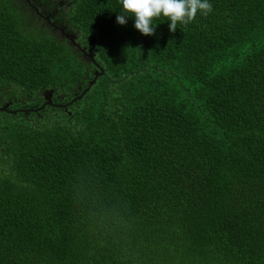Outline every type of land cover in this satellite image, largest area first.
<instances>
[{"label": "trees", "instance_id": "trees-1", "mask_svg": "<svg viewBox=\"0 0 264 264\" xmlns=\"http://www.w3.org/2000/svg\"><path fill=\"white\" fill-rule=\"evenodd\" d=\"M19 1L43 29L0 0V91L104 73L0 111V264H264V0L147 36L119 0Z\"/></svg>", "mask_w": 264, "mask_h": 264}, {"label": "clouds", "instance_id": "clouds-1", "mask_svg": "<svg viewBox=\"0 0 264 264\" xmlns=\"http://www.w3.org/2000/svg\"><path fill=\"white\" fill-rule=\"evenodd\" d=\"M124 14H118L117 23H127L126 17H134V27L143 35H154V20L164 17L170 21L169 30L175 32L177 25L187 26L197 14L207 16L212 11L209 0H119Z\"/></svg>", "mask_w": 264, "mask_h": 264}, {"label": "rangeland", "instance_id": "rangeland-1", "mask_svg": "<svg viewBox=\"0 0 264 264\" xmlns=\"http://www.w3.org/2000/svg\"><path fill=\"white\" fill-rule=\"evenodd\" d=\"M13 3L15 4L16 13L20 15V22L27 32L39 31L40 29H43L41 21L36 18L26 6L20 5L19 0H13ZM5 90L6 89L0 91V106L5 104L10 106L13 105L14 102H17L20 103L21 107L31 108V104L28 101L23 100L25 96H20L22 99H18L12 91ZM17 94L19 95V92Z\"/></svg>", "mask_w": 264, "mask_h": 264}, {"label": "water", "instance_id": "water-1", "mask_svg": "<svg viewBox=\"0 0 264 264\" xmlns=\"http://www.w3.org/2000/svg\"><path fill=\"white\" fill-rule=\"evenodd\" d=\"M35 11L40 14L38 12V9L35 8ZM41 15V14H40ZM42 17H44L48 22L49 19L43 15H41ZM55 26V25H54ZM57 29H59V31L63 34V36L65 38H67L68 40H70L75 46L79 47V45L74 41V39L72 38L71 35L69 34H66L64 31H63V28L62 27H58V26H55ZM82 52L86 55L87 58H89V60L93 63H95L94 61V58H93V55L91 53H87L86 51H84L83 49H81ZM98 68H99V71L95 73V75L93 76V78L89 81V83L87 84V86L81 91L80 94H76L74 95L67 103H56V102H52V99H51V95L50 94H46L45 95V100L39 105V106H36V107H31V108H16V109H11L9 108V105L8 104H5V105H2L0 106V111H6L8 113H11V114H15L17 112H28V111H38L40 109H42L45 105H53V106H56V107H63L66 109L67 105L71 104L72 102H75L76 100L80 99L85 93L86 91L89 89V87L95 82L97 76L103 74V69L102 67H99V65L97 63H95ZM69 113V112H68Z\"/></svg>", "mask_w": 264, "mask_h": 264}]
</instances>
